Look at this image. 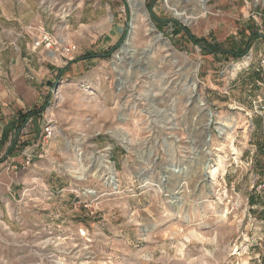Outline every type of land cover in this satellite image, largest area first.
I'll return each mask as SVG.
<instances>
[{
    "label": "rangeland",
    "instance_id": "1",
    "mask_svg": "<svg viewBox=\"0 0 264 264\" xmlns=\"http://www.w3.org/2000/svg\"><path fill=\"white\" fill-rule=\"evenodd\" d=\"M138 9L0 0V55L42 64L4 84L9 106L40 114L18 131L15 170L0 184V264H264V0ZM80 15L84 27L65 28ZM33 16L76 53L33 51L30 26L13 30ZM128 35L131 56L121 53ZM248 45L238 59L206 52Z\"/></svg>",
    "mask_w": 264,
    "mask_h": 264
},
{
    "label": "crops",
    "instance_id": "2",
    "mask_svg": "<svg viewBox=\"0 0 264 264\" xmlns=\"http://www.w3.org/2000/svg\"><path fill=\"white\" fill-rule=\"evenodd\" d=\"M74 20L73 22H70L69 20L66 21L65 28H70V25H80L85 26L87 24L86 20ZM53 20V19H52ZM14 27L13 30L17 31L20 29L27 28V26H30V33L37 36L40 32V30H44L46 32H53L56 29V25L47 24L44 23L42 19L38 16H33L32 18H29L27 23L22 22L19 18L13 19ZM121 26L116 24L114 27V36H112L111 41H116L121 35H122V28ZM44 52H47L43 49ZM48 53V52H47ZM49 54V53H48ZM11 57V56H10ZM10 57H6L5 55H0V155L3 153L4 157H7V160L3 163L0 162V184L3 183V180L7 177V175L13 172L15 170V166L13 165V157L11 151L9 152L11 146L17 142L18 137V131L23 128L22 127L18 130L19 125V117L22 115H26L25 111L22 110V108H15V106H9L10 101L14 99V94L11 90H8V88H4V84L8 82V74L11 73L12 77L18 78L21 77V75L24 74L26 69H32L37 67H42L41 60L39 56L37 57V60L34 61L32 58L30 60L24 59V58H16L12 59ZM11 77V78H12ZM23 96L25 98L31 97V91L27 89V87H23ZM28 121V119L26 120ZM2 148L4 150L2 151Z\"/></svg>",
    "mask_w": 264,
    "mask_h": 264
},
{
    "label": "built area",
    "instance_id": "3",
    "mask_svg": "<svg viewBox=\"0 0 264 264\" xmlns=\"http://www.w3.org/2000/svg\"><path fill=\"white\" fill-rule=\"evenodd\" d=\"M63 17L60 15L59 18L62 19ZM32 50L36 51L40 48L46 50L49 54H56L60 53L63 57H72L76 51L77 47L73 44H61L56 37L54 32H46L44 30H40L39 34L34 38L32 42ZM264 109V107H262ZM43 138L44 140H48L52 137V129L48 125L43 129ZM26 162L25 165H28L30 160L28 156H25ZM256 190L264 193V175L261 181L255 183Z\"/></svg>",
    "mask_w": 264,
    "mask_h": 264
},
{
    "label": "bare ground",
    "instance_id": "4",
    "mask_svg": "<svg viewBox=\"0 0 264 264\" xmlns=\"http://www.w3.org/2000/svg\"><path fill=\"white\" fill-rule=\"evenodd\" d=\"M169 0H167V2H168ZM208 0H197V2H199V3H206ZM127 2L129 3V5H130V7H131V9H132V11L134 12V14H136L137 12H139V9H138V7H139V5H141V2H142V0H127ZM197 9V8H196ZM198 13V12H197ZM185 14V13H184ZM186 15H190L187 19L188 20H195V19H197L198 17H196L198 14H196V10L195 9H192V10H190V12H188V13H186L185 14V16ZM136 16V15H135ZM134 17V16H133ZM182 17V16H181ZM135 18V17H134ZM135 20V19H134ZM134 22V21H133ZM132 30V29H131ZM149 33L151 34V35H153L154 34V32L153 31H151V30H149ZM131 39L132 38H130V35H128V37H127V39L125 40V44H124V46L122 47V49H121V53L122 54H126V55H133V52L132 53H130L131 52V50H129V46L131 45ZM156 39V38H155ZM115 58H117V60H122V58H121V56L120 55H116L115 56ZM123 139L124 138H121L120 139V141H121V143L123 142ZM233 150V149H232ZM236 153V152H235ZM101 163H102V165H103V167H105L107 170H110L111 168L107 165L108 164V162H107V160H106V158H105V156H102L101 157ZM220 163V162H219ZM218 163V164H219ZM219 168V167H218ZM206 169H208L209 170V177L211 178V179H213L214 178V176H215V174H216V168H215V163H214V165L213 164H211V162H210V160L208 159V158H206L205 159V170ZM67 170H68V168H67ZM78 175H80V174H78ZM208 177V176H207ZM79 178H80V176H79ZM222 218V217H221Z\"/></svg>",
    "mask_w": 264,
    "mask_h": 264
},
{
    "label": "trees",
    "instance_id": "5",
    "mask_svg": "<svg viewBox=\"0 0 264 264\" xmlns=\"http://www.w3.org/2000/svg\"><path fill=\"white\" fill-rule=\"evenodd\" d=\"M255 36V38H262V37H260L259 35H255V34H251V36ZM250 36V37H251ZM264 38V37H263ZM191 41H193V42H196V40L194 39V38H192L191 37ZM197 43V42H196ZM214 47V49H216L217 51H219V52H215L214 50H212V48L210 47V49L208 50V49H206V52H208L209 54H217V53H219V54H228V55H230L232 58H236V59H238V58H240V57H242V56H244L245 55V53L247 52V50H248V48H249V45L248 46H246L245 47V49L241 52V53H239V52H237V51H235V50H231V51H224L222 48H220L219 46L218 47H216V46H213ZM260 73H261V70L260 69H258V70H256V72H252L251 74H249V76H250V80L251 81H254L255 82V80L256 81H258L259 79H260ZM40 114V112H30V113H28V114H26V115H22V116H20L19 117V125H18V130L22 127V125L26 122V120L28 119V117H30V116H32V115H35V114ZM15 147V143L11 146V148H10V150H9V152L13 149ZM258 149L259 150H263L264 151V143L260 146V147H258Z\"/></svg>",
    "mask_w": 264,
    "mask_h": 264
},
{
    "label": "water",
    "instance_id": "6",
    "mask_svg": "<svg viewBox=\"0 0 264 264\" xmlns=\"http://www.w3.org/2000/svg\"><path fill=\"white\" fill-rule=\"evenodd\" d=\"M126 29H128V28H126Z\"/></svg>",
    "mask_w": 264,
    "mask_h": 264
}]
</instances>
